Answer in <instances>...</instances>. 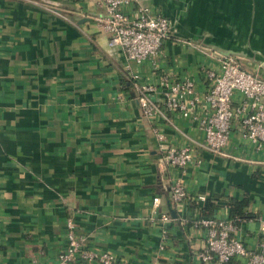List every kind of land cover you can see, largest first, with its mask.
I'll list each match as a JSON object with an SVG mask.
<instances>
[{"label": "crops", "instance_id": "crops-1", "mask_svg": "<svg viewBox=\"0 0 264 264\" xmlns=\"http://www.w3.org/2000/svg\"><path fill=\"white\" fill-rule=\"evenodd\" d=\"M249 5L139 0L132 13L147 8L174 30L160 55L137 65L97 25L106 14L102 0H0V264H59L69 222L121 264H216L200 260L207 231L194 224L231 220V204L245 200L255 218L240 221L236 236L257 249L264 144L234 132L226 156L203 151L206 105L191 119L148 120L132 83L155 86L157 101L165 78L190 80L201 96L206 72L220 69L216 52L264 78V16ZM185 147L194 148L195 161L167 168L165 155ZM175 181L188 193L180 207L170 197Z\"/></svg>", "mask_w": 264, "mask_h": 264}, {"label": "built area", "instance_id": "built-area-1", "mask_svg": "<svg viewBox=\"0 0 264 264\" xmlns=\"http://www.w3.org/2000/svg\"><path fill=\"white\" fill-rule=\"evenodd\" d=\"M102 2L106 14L97 19V25L108 37L109 46L120 47L129 62L142 65L155 59L171 40L174 29L170 19L161 15L152 16L147 8L142 7L132 13L139 0ZM214 56L220 61V69L206 72L207 87L201 96L197 94L194 82L165 78L160 84L162 97L156 101L152 98L157 91L155 86L142 85L133 80L144 117L153 120L175 113L191 119L194 108L203 104L208 108L207 115L200 121L205 133V141L199 146L203 151L226 156L234 132L252 143L264 144V78L245 70L237 57L220 52ZM155 133L163 142V134L158 130ZM194 159L192 147L172 149L165 155L164 165L184 170ZM170 197L177 207L188 201V193L181 182L172 184ZM199 199L204 200L205 197L200 196ZM159 204L160 198L157 197L153 206L158 207ZM161 222L168 224L171 219L164 215ZM194 226L207 231L205 250L199 254L202 262L232 264L235 259L244 258L247 264H264V239L255 251L247 250L244 242L236 236L238 228L232 221L202 218ZM68 240L67 250L59 255V264H121L114 254L96 251L77 234L72 222L68 223Z\"/></svg>", "mask_w": 264, "mask_h": 264}, {"label": "trees", "instance_id": "trees-1", "mask_svg": "<svg viewBox=\"0 0 264 264\" xmlns=\"http://www.w3.org/2000/svg\"><path fill=\"white\" fill-rule=\"evenodd\" d=\"M249 206V201L245 200L242 202H233L231 204V220L236 228H239V222L242 220H252L255 218L254 215L245 212V208ZM215 219V218H212Z\"/></svg>", "mask_w": 264, "mask_h": 264}, {"label": "rangeland", "instance_id": "rangeland-1", "mask_svg": "<svg viewBox=\"0 0 264 264\" xmlns=\"http://www.w3.org/2000/svg\"><path fill=\"white\" fill-rule=\"evenodd\" d=\"M249 7H251L252 9H257L258 8V11H260L261 15L264 16V1H262L261 5L260 6H256V0H247Z\"/></svg>", "mask_w": 264, "mask_h": 264}, {"label": "water", "instance_id": "water-1", "mask_svg": "<svg viewBox=\"0 0 264 264\" xmlns=\"http://www.w3.org/2000/svg\"><path fill=\"white\" fill-rule=\"evenodd\" d=\"M226 56H230L229 54H226Z\"/></svg>", "mask_w": 264, "mask_h": 264}]
</instances>
